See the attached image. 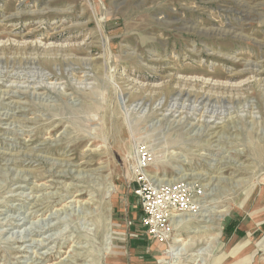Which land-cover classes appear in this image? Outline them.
I'll use <instances>...</instances> for the list:
<instances>
[{
	"label": "rangeland",
	"instance_id": "rangeland-1",
	"mask_svg": "<svg viewBox=\"0 0 264 264\" xmlns=\"http://www.w3.org/2000/svg\"><path fill=\"white\" fill-rule=\"evenodd\" d=\"M0 264H264V0H0Z\"/></svg>",
	"mask_w": 264,
	"mask_h": 264
},
{
	"label": "built area",
	"instance_id": "built-area-1",
	"mask_svg": "<svg viewBox=\"0 0 264 264\" xmlns=\"http://www.w3.org/2000/svg\"><path fill=\"white\" fill-rule=\"evenodd\" d=\"M144 162L145 164H143V168H146L150 163L147 159H144ZM142 182L144 183L146 181L143 180ZM142 182L139 184V189L137 190L136 194L140 199H142L143 202V225L148 227L149 233L153 237H160L162 231H167V229L171 228V225L173 226L182 224L184 221V219L182 218L183 215L197 214L195 211L196 206H200L201 202H197L200 201L199 198L192 197L193 195H196L195 190L190 189L189 191L184 189L182 190V192H178V188L174 186L164 187V189L175 188L169 191L170 193L167 197H174L179 194L178 196L174 197V199H172V201L174 202L171 203V200L167 201L165 197L164 199L160 198L161 195L159 193H151L148 187L145 186V188H142ZM155 188L157 189V187ZM188 191L190 192L189 195H187ZM175 216L181 217L177 219V223L174 219Z\"/></svg>",
	"mask_w": 264,
	"mask_h": 264
},
{
	"label": "bare ground",
	"instance_id": "bare-ground-1",
	"mask_svg": "<svg viewBox=\"0 0 264 264\" xmlns=\"http://www.w3.org/2000/svg\"><path fill=\"white\" fill-rule=\"evenodd\" d=\"M35 57V56H34ZM73 201V200H72ZM44 202V201H43ZM198 203H200V201H197ZM203 203V202H202ZM202 206H199V207H197L196 208V213H198V212H201L202 211ZM215 213V212H214ZM226 211H219V212H216V214H215V218L217 219V221H221L222 219H223V217L226 215ZM180 216H175L174 217V219L175 218H179ZM213 221V220H212ZM211 220H210V222H212ZM207 222H209V221H207V220H204L203 219V223H207ZM214 222V221H213ZM189 223V222H188ZM187 223V224H188ZM32 230V229H31ZM210 230L211 231H217V235H220V224L219 223H216L213 227H211L210 228ZM42 231V230H41ZM207 232V231H206ZM206 234V233H205Z\"/></svg>",
	"mask_w": 264,
	"mask_h": 264
},
{
	"label": "trees",
	"instance_id": "trees-1",
	"mask_svg": "<svg viewBox=\"0 0 264 264\" xmlns=\"http://www.w3.org/2000/svg\"><path fill=\"white\" fill-rule=\"evenodd\" d=\"M231 226H232V224H231ZM229 228H230V226L228 228H226V230H228Z\"/></svg>",
	"mask_w": 264,
	"mask_h": 264
}]
</instances>
